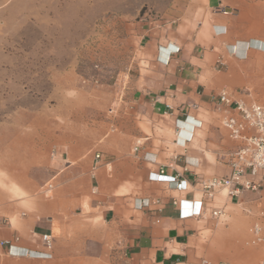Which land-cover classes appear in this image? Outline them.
<instances>
[{"label":"crops","instance_id":"0c3cea01","mask_svg":"<svg viewBox=\"0 0 264 264\" xmlns=\"http://www.w3.org/2000/svg\"><path fill=\"white\" fill-rule=\"evenodd\" d=\"M147 6L126 23L127 45L116 50L130 55L127 71L92 93L112 119L90 128L113 135L100 136L94 156L86 155L85 139L56 151L49 202L0 224V241H9L0 244V264H199L224 261L229 252L227 264H236L256 257L240 245L264 189L222 201L218 191L207 203L197 180L230 171L235 143L212 95L242 98L239 83H262L264 0ZM160 168L166 178L154 179ZM214 207L222 210L217 217Z\"/></svg>","mask_w":264,"mask_h":264},{"label":"rangeland","instance_id":"374dc122","mask_svg":"<svg viewBox=\"0 0 264 264\" xmlns=\"http://www.w3.org/2000/svg\"><path fill=\"white\" fill-rule=\"evenodd\" d=\"M147 1L0 0V219L35 215L49 202L52 192L44 194L42 186L58 169L57 150L64 153L70 141L85 139L86 155L94 156L100 136L113 135L90 128L112 119L92 93L130 66V55L116 50L125 49L126 23L148 9ZM262 51V83L237 85L246 100L264 101ZM262 196L263 203L264 191ZM218 197L224 200V191ZM255 215L240 251L257 255L236 264L264 258V244L248 232ZM231 257L227 253L224 262Z\"/></svg>","mask_w":264,"mask_h":264},{"label":"built area","instance_id":"2783aa9c","mask_svg":"<svg viewBox=\"0 0 264 264\" xmlns=\"http://www.w3.org/2000/svg\"><path fill=\"white\" fill-rule=\"evenodd\" d=\"M222 11L226 12L223 9ZM212 101L223 111L221 125L228 131L229 137L235 144L230 154V171L227 175L197 180L203 201L210 203L216 192L222 190H225L226 198H230L237 197L245 190L264 189V101L234 99L226 90H220L212 95ZM139 145L138 141L133 147L135 151ZM95 158H99V154H95ZM152 177L154 179L166 178L164 169L160 168L152 173ZM176 178L177 176L170 177V182L176 183ZM50 187V183L46 184L42 192L47 195ZM138 206H143V203L140 202ZM221 213V207L211 209L212 216L217 217ZM6 222L7 219H0V224ZM249 233L254 243L264 244V202L257 210L255 220L249 227ZM44 241L46 247L50 249L51 236L49 234L44 236ZM8 243L9 241H0L2 245ZM199 264L226 263L224 261L212 262L204 258ZM258 264H264V258Z\"/></svg>","mask_w":264,"mask_h":264},{"label":"bare ground","instance_id":"6f19581e","mask_svg":"<svg viewBox=\"0 0 264 264\" xmlns=\"http://www.w3.org/2000/svg\"><path fill=\"white\" fill-rule=\"evenodd\" d=\"M222 191H224V197L226 198V196H225V190H222Z\"/></svg>","mask_w":264,"mask_h":264}]
</instances>
